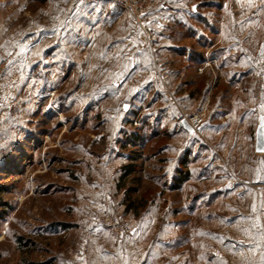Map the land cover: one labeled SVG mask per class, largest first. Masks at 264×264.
<instances>
[{
	"label": "rangeland",
	"instance_id": "1",
	"mask_svg": "<svg viewBox=\"0 0 264 264\" xmlns=\"http://www.w3.org/2000/svg\"><path fill=\"white\" fill-rule=\"evenodd\" d=\"M185 3L187 14H149L150 45L117 8L80 5L66 31L60 24L46 32L61 19L48 10L51 0H0L1 52L29 34L52 35L35 48V38L27 41L36 68L29 70V54L22 73L11 62L0 80V264H191L185 255L175 260L176 225L187 222L198 252L192 264L226 255L221 220L230 207L222 200L235 197L237 185H253L258 164L252 137L264 119V0ZM94 22L103 24L102 39ZM167 40L209 59L197 69L209 76L159 78ZM148 51L156 62L152 54L144 62ZM167 57L180 62L174 52ZM62 61L68 72L57 68ZM128 164L135 170L120 181ZM103 211L131 231L114 241L100 224Z\"/></svg>",
	"mask_w": 264,
	"mask_h": 264
},
{
	"label": "crops",
	"instance_id": "2",
	"mask_svg": "<svg viewBox=\"0 0 264 264\" xmlns=\"http://www.w3.org/2000/svg\"><path fill=\"white\" fill-rule=\"evenodd\" d=\"M52 1V6L49 7V11L54 13L55 11L57 12V16H61V19H59L60 23L53 25L47 24L48 27L44 28L46 32H49L50 30L53 32H57V29L55 25L59 26L62 24V30L63 32L66 31L70 27V22L65 21L68 20L71 16V14H74L76 11H78L77 7L75 6L72 8L68 7V2L67 0H51ZM187 0H182L180 3H176V5H163L164 3H160L159 0H157V7L153 8L150 11L151 15H171V14H187L186 11H188L185 7L187 3ZM193 5H196L195 3ZM92 6H86L82 5L81 8H87L91 9ZM190 10H192L191 14L195 11H193V6L189 7ZM45 11L46 9H42ZM80 14L84 13V9H79ZM119 12V11H118ZM186 12V13H185ZM193 13V14H194ZM87 13H84L86 15ZM88 15V14H87ZM195 20H198V16L195 15ZM158 17V16H157ZM193 17V16H192ZM159 18V17H158ZM89 24V23H88ZM92 25H95V34L97 32H100V38L102 39L104 33H103V24H99L97 22L91 23ZM50 28V29H49ZM60 28V26H59ZM57 29V30H56ZM38 31V30H37ZM36 31V32H37ZM55 34V33H54ZM97 36V35H96ZM95 36V41L97 42V37ZM32 38H35L34 41L35 43L33 44V48L37 47L44 39H51L52 35L49 34H42L41 36H35V35H30L29 38L25 40H20L19 43L14 45L16 48L15 56L11 62H16L17 63V69L19 67L21 73L24 68V63L25 60L28 59V55H30V62H31V67L29 70H33L36 68L33 65H37L38 60H33L32 58L33 55L37 54V50H25L27 47V41ZM44 40V41H46ZM65 39L62 40L64 42ZM170 43V44H169ZM173 43V44H172ZM174 41L172 40H167L166 44L161 46L160 50L158 51L159 54H157V57L159 58L160 61V69H161V74L158 72L159 78H165V79H179L184 77L190 72V76L192 77V74H194L196 77L203 76L202 73L205 74V77H208L209 74L206 72H201L198 73L197 69L202 67V62H209V59L201 61L200 59L197 58L196 55L192 54V50L186 51L185 48L177 49L174 48ZM69 45V44H68ZM68 45H66L68 47ZM65 47V45H63ZM177 46V44H175ZM11 47V46H10ZM183 47V46H182ZM13 48V46H12ZM10 49V51H6V54L11 53L13 49ZM37 49V48H36ZM175 53V56L179 59V63L177 60H175L174 63L170 62L167 57V55H171L172 53ZM191 52V54H190ZM65 53V52H64ZM151 54L153 56V60H155V53L147 52L143 56L144 62L150 63L152 61ZM180 54V56L178 55ZM181 59V60H180ZM171 61H174L173 57L170 59ZM34 61V62H33ZM8 65L9 67L11 66ZM177 62V63H176ZM58 64V63H57ZM166 64V65H165ZM176 64V65H175ZM55 66V65H54ZM58 66V65H57ZM62 69L63 73L68 72L70 69L68 65L65 64L64 61L62 63L60 62L59 67ZM147 70H150L149 66L146 67ZM49 69L46 70V74L49 76ZM58 70V69H57ZM136 71V70H135ZM134 71V72H135ZM132 71L127 72V75H125V78H129L130 76L132 77L131 73ZM130 73V75H129ZM252 142H253V149H254V144H255V136L252 137ZM255 158L257 161V166L253 169L254 172V184H240L237 185L234 190H237L236 196L230 198L229 200H222L224 203H228V207H230V211L228 213L222 214L223 219L221 220L222 227L226 231V237L223 239L224 242L226 243V255L222 253L221 255L216 254L214 252H211L210 254H207L208 261L213 262L215 261L216 264H261L262 263V257H264V154L256 153L255 150H253L252 158ZM252 170V169H251ZM227 189V188H226ZM223 190V191H226ZM230 190V189H229ZM225 193H221L217 195L223 196ZM230 196V193L228 194ZM216 200L212 197L211 203H214ZM192 213V211H191ZM178 215V214H176ZM192 216V215H191ZM191 220V217H190ZM181 221V220H180ZM178 221V222H180ZM184 221V220H183ZM183 224V223H181ZM176 225V229L180 230H175V260L176 262L180 263L179 258L181 255H185L190 257L194 261L196 257L197 250L196 248H192V243L189 240V233L187 232L188 230H185L190 226L191 231L194 228L193 224L191 222H187L185 225ZM221 229V228H220ZM190 231V232H191ZM193 234V231H192ZM214 235V234H213ZM224 243V244H225ZM259 245V247H257ZM222 248V247H221ZM165 249V248H164ZM192 256V257H191ZM193 261V262H194ZM192 262V263H193ZM191 263V264H192ZM81 264V263H79Z\"/></svg>",
	"mask_w": 264,
	"mask_h": 264
},
{
	"label": "built area",
	"instance_id": "3",
	"mask_svg": "<svg viewBox=\"0 0 264 264\" xmlns=\"http://www.w3.org/2000/svg\"><path fill=\"white\" fill-rule=\"evenodd\" d=\"M67 2L69 8L79 5H106L120 9L127 13L135 22V24L141 27L145 33L148 43L150 45L153 44L150 29L147 27V23L149 20L150 11L157 5V0H67ZM141 13H143V15H141ZM15 52V49H13L11 53L8 54L0 51V80L5 69L15 57ZM196 119L197 116H193L188 121L191 125L195 126V124L198 123L196 122ZM100 224L109 230L111 238L114 241L121 240L131 231L128 222L115 218L108 211H103L101 213ZM261 264H264V259L262 260Z\"/></svg>",
	"mask_w": 264,
	"mask_h": 264
},
{
	"label": "water",
	"instance_id": "4",
	"mask_svg": "<svg viewBox=\"0 0 264 264\" xmlns=\"http://www.w3.org/2000/svg\"><path fill=\"white\" fill-rule=\"evenodd\" d=\"M125 107V106H124ZM180 126L188 131L192 132V129L186 124L185 120L180 121ZM254 150L256 153L264 154V119L261 118L255 132V144Z\"/></svg>",
	"mask_w": 264,
	"mask_h": 264
},
{
	"label": "trees",
	"instance_id": "5",
	"mask_svg": "<svg viewBox=\"0 0 264 264\" xmlns=\"http://www.w3.org/2000/svg\"><path fill=\"white\" fill-rule=\"evenodd\" d=\"M193 55H196L197 58L200 59L199 54H193ZM122 169H123V173L119 178L120 181L124 180L127 176L133 174L135 167L133 166V164H128V165L123 166ZM180 181H181V178H180ZM177 186H179V178H176L175 181L172 183V189H176ZM129 191L134 192V190H129ZM127 195H129V193H127ZM135 202L136 201H130L127 205L128 209H130L135 204Z\"/></svg>",
	"mask_w": 264,
	"mask_h": 264
},
{
	"label": "snow or ice",
	"instance_id": "6",
	"mask_svg": "<svg viewBox=\"0 0 264 264\" xmlns=\"http://www.w3.org/2000/svg\"><path fill=\"white\" fill-rule=\"evenodd\" d=\"M196 7V5H193V11H195ZM141 15H143V13H141ZM125 107H127V105ZM257 247H259V245H257ZM262 259H264V257H262Z\"/></svg>",
	"mask_w": 264,
	"mask_h": 264
}]
</instances>
